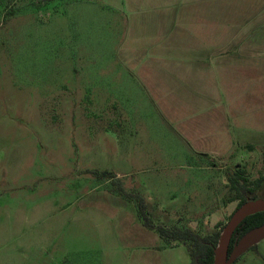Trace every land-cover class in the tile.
<instances>
[{
	"label": "rangeland",
	"instance_id": "374dc122",
	"mask_svg": "<svg viewBox=\"0 0 264 264\" xmlns=\"http://www.w3.org/2000/svg\"><path fill=\"white\" fill-rule=\"evenodd\" d=\"M238 170L264 175V0H0V264H190L103 172L206 236ZM232 264H264V239Z\"/></svg>",
	"mask_w": 264,
	"mask_h": 264
},
{
	"label": "trees",
	"instance_id": "16d2710c",
	"mask_svg": "<svg viewBox=\"0 0 264 264\" xmlns=\"http://www.w3.org/2000/svg\"><path fill=\"white\" fill-rule=\"evenodd\" d=\"M103 173L113 179L114 184L118 185L117 191L121 196H124L125 198H133L137 201L141 219L146 227L157 230L160 236L167 241H180L189 243L191 245L190 264L214 263L216 249L218 248L224 226L218 230H215L212 234L202 236L201 234L193 232L191 229L167 228L162 225H155L146 210V200L144 196L140 193H129L121 184L120 180H118L119 178H117L116 174L109 171H105ZM230 179L232 183V189L235 190V194L232 199L239 200L235 210L233 211L234 213L249 199H256L255 192L264 182V175H262L256 181H251L245 176L244 170H238L232 174ZM247 194H250L251 197H247ZM263 224L264 212H259L245 218L233 234L229 246V253H231L235 245L246 233ZM256 246L257 245H254L251 248H256Z\"/></svg>",
	"mask_w": 264,
	"mask_h": 264
},
{
	"label": "water",
	"instance_id": "95a60500",
	"mask_svg": "<svg viewBox=\"0 0 264 264\" xmlns=\"http://www.w3.org/2000/svg\"><path fill=\"white\" fill-rule=\"evenodd\" d=\"M259 212H264V199H249L233 213L221 233L213 264H232L264 239L263 224L246 233L229 253L231 239L237 227L245 218Z\"/></svg>",
	"mask_w": 264,
	"mask_h": 264
},
{
	"label": "crops",
	"instance_id": "0c3cea01",
	"mask_svg": "<svg viewBox=\"0 0 264 264\" xmlns=\"http://www.w3.org/2000/svg\"><path fill=\"white\" fill-rule=\"evenodd\" d=\"M126 28L128 29V37L123 42L122 47H123L124 54H125L124 56H128V62L127 63L129 64V71H128L129 75H130L131 79L134 78V79L138 80L137 82H138V85L140 87L149 88V84L147 82L149 79H164V78H163V76H161L159 74L157 75V73L155 71L158 72V70H155L153 68L152 64L149 65V64L143 63L140 60H138L136 58V56L134 57V55H132V52H133V54H135V51H132V14H131V18H129L128 26H126ZM226 43H227V41H226ZM226 43H225V45H226ZM242 46H245V43ZM242 46H240V47H242ZM216 54L218 56V52H216ZM133 59L138 64L132 70V60ZM146 65H149V66L146 67ZM137 69L139 70V73H137V76H136L135 73H133V72ZM153 74H155V76ZM227 88H228L227 89L228 94L231 96V97H229L230 104L236 105L235 108L240 110V111L249 110V109H247L248 108V106H247L248 100L245 99L246 95L241 93L242 90L233 89L232 87H227ZM138 89H140V88H138ZM234 92H237L238 96H237V93H234ZM234 100H235V102H233ZM237 105L241 108H239Z\"/></svg>",
	"mask_w": 264,
	"mask_h": 264
}]
</instances>
